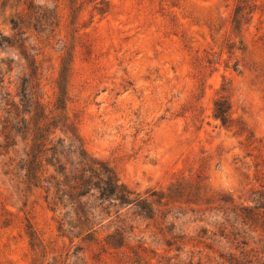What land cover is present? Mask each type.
<instances>
[{"label": "rangeland", "instance_id": "rangeland-1", "mask_svg": "<svg viewBox=\"0 0 264 264\" xmlns=\"http://www.w3.org/2000/svg\"><path fill=\"white\" fill-rule=\"evenodd\" d=\"M18 1L23 0H0L6 7L0 29L6 34L3 21ZM71 1L34 0L59 18L50 37L40 35L37 74L43 103L51 108L59 50L65 45L72 51L67 114L86 153L108 163L122 184L142 196L201 176L212 192L254 207L264 197V0H254L256 11L241 34L232 27L238 0H108L109 12L92 20L93 0H75L82 7L73 14ZM240 42L243 52L231 57L227 45L239 48ZM0 59L12 60L4 87L14 96L27 65L12 49H0ZM226 83L233 118L250 130L249 141L213 118L214 101ZM4 108L1 104L0 116ZM8 157L13 154L0 157V197L8 213L0 210V264H229L241 256L236 245L203 236L213 230L212 219L206 215L197 222L191 206L183 204L168 208L164 220L160 213L148 220L125 208L103 223L97 241L58 238L41 199L33 205L30 197L23 208L25 198L3 174ZM26 217L43 242L38 251L25 235ZM120 225L127 228L119 241L123 246L101 251L115 243L107 235ZM249 238L246 260L264 264V243L257 234Z\"/></svg>", "mask_w": 264, "mask_h": 264}, {"label": "trees", "instance_id": "trees-1", "mask_svg": "<svg viewBox=\"0 0 264 264\" xmlns=\"http://www.w3.org/2000/svg\"><path fill=\"white\" fill-rule=\"evenodd\" d=\"M93 2L90 20L95 16L102 18L109 12L108 0ZM76 5L75 0L70 2L72 14L82 7ZM5 8L0 3V16ZM9 11L12 15L3 21L8 33L0 29V49L17 51L27 65L28 74L20 78L16 94L12 96L8 87H4L12 60L0 59V105L4 104L5 107L0 116V157H6L9 152L13 154V158L8 157L4 165L7 170L3 174L10 177L16 191L25 198L23 208L27 207L30 197L36 199L33 205L41 199L46 210L53 215L57 237L72 243L74 239L97 241L98 230L103 223L111 222L112 217L125 208H135L138 216L148 220H153L155 214L160 213L164 220L168 208L183 204L191 206L189 212L199 217L197 222H202L206 215L212 219L208 226L213 232L203 231V236L210 234L236 245V251L242 249L239 252L241 256L231 258L229 264H251L246 260L248 255L243 249L249 247L251 234H257L259 243H264V197L253 201L254 207L237 204L233 198L209 190L201 176L181 178L165 192L149 190L142 196L130 190L119 181L108 163L86 153L77 124L68 117V86L72 77L73 54L65 45L59 50L61 55L54 81V102L51 108L43 103L40 74H37L41 48L37 47L42 44L40 35L50 37L58 27L57 13L36 5L34 0L18 1L9 7ZM255 11L254 0H238L232 18L233 32L241 34L243 27L250 24ZM74 24L72 33L76 35L74 39L78 40V30H75ZM240 45L239 48L233 43L227 45L231 57L236 51L243 52L242 42ZM35 48L38 52L30 56L29 51ZM238 67L237 62L234 71ZM229 93L230 84L226 83L214 101L213 118L222 127L237 128V134L246 135L249 141L253 135L242 121L233 118ZM4 202L0 197V210L7 215ZM31 221L29 217L24 219V232L34 252L42 249L43 242ZM126 230L125 226L120 225L114 234L107 235V239L115 243H105L101 251L121 248L123 244L119 241L124 240ZM76 249L81 250L80 247ZM261 254L264 258V252ZM240 258L246 261L242 262Z\"/></svg>", "mask_w": 264, "mask_h": 264}]
</instances>
